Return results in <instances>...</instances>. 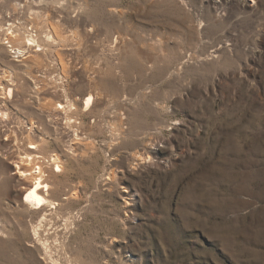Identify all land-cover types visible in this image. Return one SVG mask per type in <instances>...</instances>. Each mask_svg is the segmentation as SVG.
Here are the masks:
<instances>
[{
	"label": "rangeland",
	"instance_id": "rangeland-1",
	"mask_svg": "<svg viewBox=\"0 0 264 264\" xmlns=\"http://www.w3.org/2000/svg\"><path fill=\"white\" fill-rule=\"evenodd\" d=\"M14 20L65 41L41 64L0 49L17 82L0 119V264H264V0H0V24ZM91 88L81 123L49 116ZM30 122L64 156L57 211L21 205ZM46 211L58 263L33 232Z\"/></svg>",
	"mask_w": 264,
	"mask_h": 264
},
{
	"label": "bare ground",
	"instance_id": "bare-ground-1",
	"mask_svg": "<svg viewBox=\"0 0 264 264\" xmlns=\"http://www.w3.org/2000/svg\"><path fill=\"white\" fill-rule=\"evenodd\" d=\"M52 25L53 24H47L41 29L39 28V33H35L32 31V27L29 28L28 26L19 25L15 20L7 21L4 25L0 24V49L14 55V62H23L27 65L30 62L32 64H38L40 63V59H42L41 54L44 53V51L47 52L51 44L65 41V38L60 35L61 32L58 33L59 31L57 32L56 28ZM3 70V72H0L1 120L9 118L12 114L10 99H12L14 95L17 83L14 72L15 69ZM40 85L41 87L44 86L43 83ZM41 89L42 88H40V91ZM96 95V89L91 88L78 99L71 98L65 101H56L55 103L51 102L46 104L47 107H45L48 109L47 112L49 116H62L70 126L75 127L78 123H81V121H79L81 116L94 112ZM29 124H31V126L25 128L23 131L28 139V144L24 147L23 154L20 155L18 161H16L18 175L23 181L24 194L21 197V205L38 211H43L47 207H50V210L56 209L57 211L61 202L52 198L50 192L52 185L48 181V177L52 172L54 174L64 170V156L57 152L46 155L43 151L46 138L40 133L41 131H39V133L35 131V122H30ZM77 136H79V134H77ZM47 161L50 167H48ZM74 194L78 196V193ZM66 198L67 196L63 199ZM43 213L39 222L34 226V236L37 239L39 248L44 251L47 258H50L54 263H58L52 254V246L49 240H45L42 237V232L45 230L46 226L51 223V218H49V216L53 214V211L51 213L47 211ZM72 225V219L70 217L66 218L65 228L67 231L72 228ZM58 240L59 239L56 237V242H58Z\"/></svg>",
	"mask_w": 264,
	"mask_h": 264
}]
</instances>
